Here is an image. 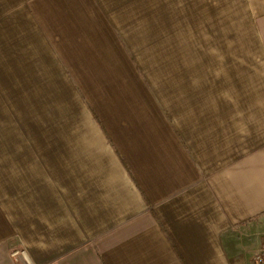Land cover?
<instances>
[{
  "label": "crops",
  "instance_id": "1",
  "mask_svg": "<svg viewBox=\"0 0 264 264\" xmlns=\"http://www.w3.org/2000/svg\"><path fill=\"white\" fill-rule=\"evenodd\" d=\"M201 7L195 78L133 47L145 0H0V264H257L264 0Z\"/></svg>",
  "mask_w": 264,
  "mask_h": 264
},
{
  "label": "rangeland",
  "instance_id": "2",
  "mask_svg": "<svg viewBox=\"0 0 264 264\" xmlns=\"http://www.w3.org/2000/svg\"><path fill=\"white\" fill-rule=\"evenodd\" d=\"M201 4L202 0H145V8L135 13L140 15L139 24L131 25L133 47L145 50L147 63L178 65L182 74L185 65L192 63L197 78L203 63H217L218 24L211 20L209 9L202 8ZM212 14L217 16V9L212 10ZM133 27H139V34ZM142 30L145 31L143 38ZM22 122L9 118L0 120V131L24 126ZM2 138L9 140V136Z\"/></svg>",
  "mask_w": 264,
  "mask_h": 264
},
{
  "label": "built area",
  "instance_id": "3",
  "mask_svg": "<svg viewBox=\"0 0 264 264\" xmlns=\"http://www.w3.org/2000/svg\"><path fill=\"white\" fill-rule=\"evenodd\" d=\"M11 255L18 264H32L28 259L26 251L21 247L13 248ZM254 257L257 264H264V242L256 251Z\"/></svg>",
  "mask_w": 264,
  "mask_h": 264
}]
</instances>
